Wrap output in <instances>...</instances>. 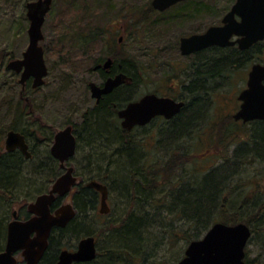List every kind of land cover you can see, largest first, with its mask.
I'll return each instance as SVG.
<instances>
[{
	"label": "rangeland",
	"instance_id": "obj_1",
	"mask_svg": "<svg viewBox=\"0 0 264 264\" xmlns=\"http://www.w3.org/2000/svg\"><path fill=\"white\" fill-rule=\"evenodd\" d=\"M93 1L95 3L96 0L83 1L82 3L80 0H53L52 7L42 25L44 37L40 41L44 49V61L48 70L45 76V83L34 91L26 87L20 94L19 74L7 68L6 64L11 59L22 57V53L28 45V21L21 0H0V145L2 148H4L6 132L11 126H16L18 130L22 129L27 131V133L30 132L29 129L34 130L31 125L32 121L27 123L25 119L28 118L30 120L32 115L46 126L43 131L44 134H36L38 140L45 138L44 140L37 141L33 137L29 141L30 144L36 143L34 154L37 151V156L42 154L43 151L49 150L52 143V139L49 141V136L52 138L53 134L62 129L68 122L71 121L76 125L82 123L81 114L90 108L93 103L86 86L87 81L93 77L91 78L88 73L84 72L90 69V57H94L90 54L92 51L90 48L80 49L78 46H73L69 40H76L79 37L85 40L92 38L90 30H78L81 23H77L76 20L82 18L80 15L82 5L88 8L85 13L92 15L95 12ZM203 1L207 5L214 6L215 10L201 12L196 17L191 18L193 19L191 23H182L177 28H173L164 23H158V21L171 20V14L177 12L192 14L193 11L189 9L191 8L190 1L185 5L189 8L183 9V11L180 8L176 9V12L171 11L167 14L157 15L150 9V0H126L129 9L139 10L138 16L143 17L142 19L140 18L143 20L142 27L137 32L134 31V33L130 29L128 35L125 31L121 41L123 46L116 47L119 56L128 57L134 62L139 71L138 78L130 89L132 97L138 98L144 92L154 88L164 89L171 86L175 82L176 63L174 59H177L181 64L185 62V60L177 57L179 54L176 42L179 36L189 30L205 28L208 23L216 21L219 14L222 15L223 8H229L233 2V0ZM108 3L109 5L111 4L108 11V13L110 12L109 16L113 14L115 17L116 1L109 0ZM137 18L136 13H130L128 21ZM118 26L117 24L114 25L113 30L118 29ZM115 36L117 39L119 34ZM262 50L261 53L257 54V60L264 63V47ZM82 52H87V56L82 55L80 57ZM251 62L248 61L246 65L237 67L234 65L229 66V68L224 67L225 75L215 78V81H217L215 83H213L214 79L211 80L209 85L210 87H215V90H210L209 98H211V101L206 99L208 96H205L202 100L200 99L201 103H207L199 115L195 116L194 114L193 116L198 123L193 125L194 132L191 140L192 153L193 145H195L194 153H196L198 159H202L200 161L202 165H199L200 167L198 168L201 171L221 163L225 157L233 154L235 162L230 166H233L237 172L235 178L232 179L233 186H237V193L227 197L226 207L231 209L235 205L234 207H237L238 210L243 206V211H237V213L242 214V217L247 215L244 211L246 209L245 202H250L252 199L257 198L260 193L264 197V146L260 145L255 149L249 140V133L255 123H252V121L241 123L240 121L236 125H231L233 120L231 115L239 106L238 100L236 106L235 98L246 85L247 72ZM80 77L81 79L79 80ZM26 98L29 100L26 101ZM20 113H23V115L21 114L18 119ZM254 132L257 135L264 134V126H255ZM79 136L80 133L78 134L77 131V137ZM131 136L139 144L147 142L146 138H142V132L135 131ZM159 138L161 137L158 136L156 139L159 140V143H157L159 147L157 151H154L155 154L164 152L161 147L163 141ZM82 140L83 138L79 137L75 156V161H78V163L79 161L83 162L88 154V150L83 148ZM139 144L136 146V151H134L136 157L147 161L151 160L153 158L152 155L144 154ZM196 144L199 146H196ZM240 145H243L248 152L252 150L251 153H245L246 156L242 160L237 157V151L236 155H234L235 149L239 148ZM35 163L36 160L28 162L31 168L34 167ZM80 170L84 173L82 167ZM87 175H83L79 179L84 178L87 180ZM104 176L109 183L110 212L105 215H97L96 221L93 217L91 220L89 218L84 219L83 223L86 230L97 235L100 226L107 224L108 229L105 234L96 237V248L99 246L100 249L110 246L109 239L113 236L110 235V230L119 226V222L127 210L130 211L134 208L133 205L128 207L129 204L124 195L119 191L116 192L115 179L111 177V174H103L101 177ZM50 183L45 181V179L37 181L35 185H38L39 190L31 189V192H27V189V191L19 193L17 195L19 204L21 206L24 204V207H26V204L38 193L46 191ZM72 192L62 199V203L71 202L70 196ZM165 206L168 207L169 203ZM16 209L18 207L15 200L10 211L12 212ZM170 210L167 208H164L162 212L149 210L150 219L152 217L154 223L161 224L160 230L165 233L162 231L158 233L156 229L151 231L154 233L151 234L152 242L147 247V250L152 255L150 259L142 264H174L184 255V250L188 244L185 242V234L179 233V236H174V231L172 233L169 232L170 227H172L170 223L180 226L182 220L178 216H173L174 218L171 219L170 212L173 214V211ZM98 217L100 218L98 219ZM11 218L12 215L10 214L9 220ZM255 229L256 231L253 232L245 246V264H264V231L257 227ZM161 234L163 236H160ZM73 240V238H67L65 242L75 244L76 241L73 242ZM18 259L19 262L23 263L20 254H18Z\"/></svg>",
	"mask_w": 264,
	"mask_h": 264
},
{
	"label": "trees",
	"instance_id": "obj_2",
	"mask_svg": "<svg viewBox=\"0 0 264 264\" xmlns=\"http://www.w3.org/2000/svg\"><path fill=\"white\" fill-rule=\"evenodd\" d=\"M21 1L25 8V3L29 0ZM82 39L79 37L71 41L77 43ZM263 47L264 40L257 42L248 50L237 51V59L240 60V62L237 60V66L246 65L248 61H255L257 54L263 51ZM229 66L231 65L224 67L229 68ZM129 70L132 77L138 78L139 71L132 60H129ZM130 89L128 92L129 100H132L134 97H132ZM119 95L120 92L114 91L105 96L98 106L90 109L80 125H75V134L77 136V131L78 134L80 133L79 137L83 138V148L88 150V154L83 160L84 163L82 161L76 162L75 157L73 162L79 171L81 167L84 169V175L88 174V180H97L106 183L108 186L109 183L105 176H101L110 173L111 177L115 179L116 192L119 191L124 195L128 201V207L133 205L134 208L130 211L127 210L122 216L119 226L110 230V235L113 236L109 239V247L100 249L98 246L94 260L74 264L145 263L152 255L147 250L152 242L151 234L154 233L151 231L155 229L158 233L162 231L160 230L161 224L154 223L152 217L150 219L149 210L162 212L164 208L171 209L173 211V214L170 212L171 219L178 216L182 220V224L175 226L170 223L173 228L170 227L169 232L174 231V236H179V233L185 234L186 243L202 237L214 222L227 224L244 222L250 227L251 235L256 231V227L264 231V197H262V193L250 202H245L246 217L237 213V211H243V206L238 210L237 207H234L235 205L231 209L226 207L227 197L237 193V186H233L232 181L237 172L233 166H230L235 162L233 154L225 157L221 163L201 171L198 168L199 165H202L200 162L202 159L196 157L195 145H193L191 155L192 139L188 140L186 133L190 128L179 126L175 130L177 133L175 137L162 140L161 147L164 152L157 154L149 162L145 160L146 163H149L145 166L141 161L142 159L136 157L134 153L139 143L131 138V132L118 126L113 118L109 102L115 101ZM186 98L188 99V106L183 110L178 120L191 123L193 136V125L198 123L193 116L194 114L195 116L199 115L207 102L201 103L200 99L202 100L204 97H198L196 94ZM206 99L211 101L209 95ZM21 114L23 115L20 113L18 119ZM25 119L27 123L31 120V118L30 120ZM252 123H255L257 127L264 126L263 120H253ZM232 124L236 125L233 120ZM255 126L249 133V140L256 149L260 145L264 146V134H255ZM10 129L20 131L23 134L27 133L22 129L18 130L16 126H11ZM79 137H77L78 144ZM51 139L49 136V141ZM141 145L140 143L139 146ZM196 146L199 145L196 144ZM236 151L237 157L241 160L246 156L245 153L252 152V150L251 152L246 151L243 145L235 149L234 155H236ZM36 152L35 154L32 152L31 159H26L19 151L8 152L0 145V251L5 243L7 222L11 214L10 208L15 200L18 209L24 211V204L22 206L19 204L17 195L27 191V189V192H31V189L39 190L38 185H35L37 181L45 179V181L52 183L60 174L58 162L51 156L49 150L43 151L39 156ZM187 156L189 157L188 160ZM261 158L263 159L262 156ZM31 160H36L33 168L28 164ZM189 160H191V164H188ZM189 170H191L190 173H188ZM95 201L96 198L88 188L79 189L73 194L76 215L66 227H54L51 230L48 247L38 264H54L58 252L73 245L65 242L67 238H73L74 242L85 235H93L96 238L98 235L105 234L108 229L106 223L100 226L98 235L86 230L83 224L84 219L89 218L91 220L94 218L95 221L97 220V214L94 212L91 214L93 218H90L91 215L86 217V213L94 210ZM58 203L59 200L55 202L54 206H57ZM167 203H169L168 207L165 206Z\"/></svg>",
	"mask_w": 264,
	"mask_h": 264
},
{
	"label": "water",
	"instance_id": "obj_3",
	"mask_svg": "<svg viewBox=\"0 0 264 264\" xmlns=\"http://www.w3.org/2000/svg\"><path fill=\"white\" fill-rule=\"evenodd\" d=\"M179 1L182 0H152L151 5L154 9L162 11ZM51 5L52 0H29L25 3L28 45L22 57L11 59L6 64L7 68L20 74L18 81L22 86L29 78H32L33 88L45 83L48 70L40 41L44 37L42 25ZM235 14L239 19L234 18ZM232 34L237 35V44L242 50L264 39V0H236L223 17V25L211 26L201 34L182 37L180 48L182 53L186 54L212 44H233L235 41H229ZM124 79L125 75H116L109 78L103 88L90 83L91 95L99 98L101 93L110 91ZM237 98L240 105L233 114L234 120L264 121V64L258 62L251 65L246 85L240 90ZM183 105V101L148 93L129 102L118 111V116L122 119L121 126L130 130L135 125L147 123L156 115L170 118L179 112ZM17 148L29 156L24 135L10 129L5 135L4 149L11 152ZM75 149L76 137L71 125L55 132L50 154L59 161L61 168L75 154ZM72 172L73 168L68 167L56 177L48 191L38 194L27 204L30 213L28 218L18 219L13 211L12 218L7 223L5 243L0 251V264H18V254L24 264H38L41 261L48 247L51 230L54 227L64 228L76 214L69 202L54 207L56 199L68 194L75 185L77 180ZM86 185L101 194L99 213H108L107 186L96 180H90ZM250 236L251 229L244 222H214L202 237L187 244L183 257L175 264H245V246ZM96 254L95 237L86 235L78 240L76 249H61L54 264L90 262L96 258Z\"/></svg>",
	"mask_w": 264,
	"mask_h": 264
},
{
	"label": "flooded vegetation",
	"instance_id": "obj_4",
	"mask_svg": "<svg viewBox=\"0 0 264 264\" xmlns=\"http://www.w3.org/2000/svg\"><path fill=\"white\" fill-rule=\"evenodd\" d=\"M80 1L82 3L83 1L87 2L89 0H80ZM108 1L109 0H96L95 3L93 1L95 12H93L92 15L85 13L88 11V8H87V6L82 5V8H80V15L82 16V18L80 20H76L77 23H81L80 28H78V30H81V31L90 30L92 33V38L90 40H85V39L80 40L77 43H75V42L72 43V41L69 40V42L72 45L78 46L80 49L90 48L92 50L90 52V54L92 57H94V58H91L89 56L91 66H90V69H88L86 72H84V73H88L91 76V78L93 77L92 78L93 80L91 79V80L87 81V85H86L88 88L89 94H90V99L92 100L93 103H92V106L90 108H88L87 110H85L81 114L80 117L83 121L85 115L90 111V109H93V107L98 106L100 104V102L104 100L105 96H107L108 94H110L114 91L120 92V95L118 96V98H116L115 101H110L109 105H110L111 110H112L111 112H112L113 118L116 120L117 125L120 126L122 129H125V128H123L121 126V120L122 119L118 116V111L120 109L124 108L129 102L138 100L142 96H144L148 93H154L159 97H169V98H172L176 101H183L184 105L181 107L180 111L177 112L176 114H174L170 118H166L163 115H156V116L152 117L150 121H148L147 123H145L143 125H135L130 130L125 129L131 133H133L135 131L142 132V138H146L147 142H144V144L141 145V149L144 152V154H148L150 156L152 155L153 158L151 160H153L155 158V156L158 154V152H157V154H155V152H154V151H157V148L159 147L157 145V143H159L158 142L159 140H156L158 136L161 137V138H159L160 140L161 139L166 140L169 137H175L177 135L175 130H177V128L179 126H181V128H187V129L190 128V130L186 132L187 133V139L188 140L192 139V130H191V125H190L191 123L178 120L179 117L182 115L183 110L186 109L188 106V99L186 97H188V96L192 97L194 94H196L198 97L203 98L205 96L210 95L211 94L210 90L211 89L215 90V87H213V86L210 87V85H209L211 80L214 79L213 83H215V82H217V81H215V78H217V77L220 78L221 76L225 75V73H224V66L225 65H234L235 67H237V60H239V59H237V51L248 50L249 48H252L257 42L254 43L249 48L242 50L238 47L237 35L232 34L229 37V41L230 42L235 41L233 44H227V45L212 44V45L194 50L190 53H186V54L182 53L181 48H180L181 38L182 37H188V36L193 35V34L204 33L211 26L223 25V17L225 16V14L227 12L230 11L232 5L236 1V0H233L232 4L229 6V8H227V9L223 8L222 9V15L219 14L216 21H212V22L208 23V25L205 28H202L199 30L198 29L197 30H189V31L184 32V34L179 36V38L176 42V48H177V51H178V54L180 57L179 56H177V57L185 60V62L183 64H181L177 59H174V61L176 63V72H175V76H174L175 82H173L171 84V86H169L168 88H164V89L159 88V87L154 88V89H151V90L144 92L142 95L138 96V98H133L132 100H129L128 92H129L130 86L134 84V82L136 81L137 78L132 77L130 74V70H129V60L130 59L128 57H120L118 51L116 50V47L123 46V43H121V41L123 39L125 31L128 35L130 29L134 33V31L137 32L140 29V27H142V24H143L142 21L143 20H141V19L143 17L138 16L139 10L138 11L130 10L129 6L126 3V0H115L116 1L115 17L113 14L111 16H109L110 12L108 13V11L111 7V4L109 5ZM112 1H114V0H112ZM151 1L152 0H150V6H151L150 9L157 15L167 14L171 11L176 12L180 8L183 11V9L189 8V7L185 6V5H187V2L188 1L191 2V8H189V9H191L193 11L192 14L188 15L186 13H182V12L178 13L177 12V13L171 14L172 15L171 20H168L165 22L158 21V23H164L165 25L171 26L173 28H177V26H180L182 23H191L193 20L191 18L196 17V15H199L201 12H207V11L212 10V9L215 10L214 6L205 4V2L203 0H182V1H179V2L171 5L169 8L160 11V10L154 9L152 7ZM51 7H52V5H51ZM130 13H134V14L136 13L138 18L131 20V21L130 20L128 21V17H129ZM234 18L236 20L239 19L237 17V14H235ZM116 24L119 25L118 26L119 28L113 30L114 25H116ZM116 34L117 35L119 34L117 39L115 36ZM258 42H260V41H258ZM82 55L87 56V52H82L80 57ZM239 62H240V60H239ZM258 62L262 63L261 61H258L257 59H255V61L251 62L250 67L253 63H258ZM262 64H264V63H262ZM250 67H249V69H250ZM17 74H19V73H17ZM119 74L125 75V79L123 80V82H121L117 86L113 87L110 91L105 92V93H101L99 98L93 97L91 95L90 83L95 84L99 88H103L105 85V82L109 78H114L116 75H119ZM19 76H20V74H19ZM247 76H248V72H247ZM80 79H81V77L79 78V80ZM246 80H247V78H246ZM20 85H21L20 94L23 92V90L26 87L30 88L31 91H34L40 87V86L36 87V88L32 87V78L27 79L23 86H22V84H20ZM25 100L28 101L29 99L26 98ZM237 100H238V98L236 95V98H235L236 106H237ZM238 101H239V105H240V100H238ZM238 108H239V106H238ZM236 111H237V108H236ZM233 114L231 115L233 122L237 124V122H240L241 120H238V121L234 120ZM30 118H31L30 121H32L31 125L33 126L34 130L29 129L30 132L26 133V134H23L22 132L19 131L25 137V141L28 145L27 150L29 152V156H26L19 148L14 150V151H19L20 153H22L26 159H31L32 154H33L32 152H34V150H35L34 147H35L36 143L30 144L29 141L33 137H35V139L37 141H39L40 139L38 140V138L36 137V134L37 133L44 134L43 131L46 128L45 124H43V122L40 121L34 115H32ZM67 125L72 126V132L76 137L75 154L64 163L65 166L63 168L60 167L59 161L55 158L54 159L57 160V162H58L60 174L65 172V170L68 167L73 168L72 173L76 177L77 181L71 189V191H73V192L70 196L71 202H69V203H71L75 209V206L73 204V194L75 192H77L79 189L88 188L92 191V194L96 198V201H95L96 205H95V208L92 212L86 213V215H87L86 217H89L94 211L96 212V213L94 212V214L105 215V214L99 213V204H100V197H101L100 192L98 190L92 188V187H87L86 184L90 180H88V179L85 180L84 178L79 179V177H82L84 175V173L81 172V170L79 171L78 167L73 162V159L77 153V146H78V139H77V136L75 134V125L76 124L70 121L65 126H67ZM54 134H53V137H54ZM53 137H52V141H53ZM44 139L45 138L41 139L40 141H42ZM188 140H187V142H188ZM49 153H50V147H49ZM191 155H192V152H191ZM186 158L188 160L189 157L187 156ZM145 160L146 159H142L141 161L146 166L149 163H146ZM188 164H191V160L188 161ZM144 172H145V168H144ZM190 172H191V170L188 171V173H190ZM51 184L52 183H50V186H51ZM105 185L107 186V199H106V201H107V204L109 206L110 189L106 183H105ZM50 186H49V188H50ZM49 188L46 191H48ZM46 191H43V192H46ZM65 196L58 197L56 199V201L59 200V203L57 204V206L62 204V199ZM27 204H26V207H24V211H22L20 208L13 210L16 212V218L26 219L30 216V213L27 210ZM54 207H56V206H54ZM13 211L11 212V215H12ZM109 212H110V206H109ZM91 217H92V215L90 216V218ZM82 237H84V236H82ZM82 237H80V238H82ZM78 240L76 241L75 244L68 246L67 249H69V250L76 249ZM78 263H85V262H78ZM72 264H74V263H72Z\"/></svg>",
	"mask_w": 264,
	"mask_h": 264
}]
</instances>
